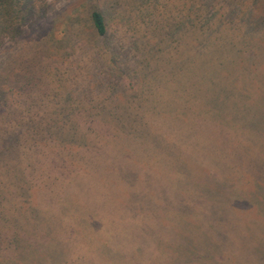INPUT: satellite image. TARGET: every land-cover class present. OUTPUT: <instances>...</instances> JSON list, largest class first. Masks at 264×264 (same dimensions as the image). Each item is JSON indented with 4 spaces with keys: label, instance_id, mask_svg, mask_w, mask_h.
<instances>
[{
    "label": "trees",
    "instance_id": "1",
    "mask_svg": "<svg viewBox=\"0 0 264 264\" xmlns=\"http://www.w3.org/2000/svg\"><path fill=\"white\" fill-rule=\"evenodd\" d=\"M124 2L126 4H120L118 0H82L75 7L63 8L56 18H50L52 13L50 14L51 6L48 0H0V49L3 44L23 40L27 28L43 24L37 41L42 44L41 48L46 46L51 50V56L43 59L46 62L37 71L25 72L24 68H11L6 73L7 81L2 76L5 70L0 72V127L3 124H11V129L3 126L0 132H5L8 137L12 130H26L24 138L28 144L25 145L31 144L35 150L38 147L40 149L38 154L34 153L40 170L39 176H48L42 181L46 183L37 188L31 197L29 195L23 198V209L17 211L20 223L8 222L9 219L5 224L0 223V264H104L94 251L88 252L87 260L80 256L78 245L82 240L79 237L85 222L95 230L96 236H99L98 245L119 251L113 248L109 233L99 229L98 216H91L85 221L84 214L79 211L81 206L86 207L80 200L85 184L77 177L90 176L91 189L94 184L103 180L98 176H137L132 167L134 160L127 149V143L138 147L148 146L149 141L152 144V138L148 135L161 131L154 129L156 126L162 128L165 122L167 124L169 120L177 118H181L178 124L182 123L183 114L167 115L163 120L162 117L157 118L149 113L151 106L147 109L149 104L145 101L142 84L145 85L166 61L163 48L161 51L159 46L162 47L173 39L178 48L181 47L180 42H190L187 47L189 53L184 59L194 60L193 56H189L194 55L193 49L197 54L204 56L208 51L206 49L210 48L206 47V42L215 45L224 41L221 48L216 45V50L210 49L212 54L217 55V60H221L218 66H225L230 52L234 55L244 56L248 53L253 56L259 45L264 46V38L257 40L256 37L264 35V18L256 15L257 7L247 9L245 0ZM254 2L256 6L259 0ZM106 3L117 15L123 7H127L132 10L139 9L146 18L154 16V20H149L151 31L149 28L145 31L137 30L135 26H131L135 25V21L128 28L121 27L122 24L118 26V22L111 29L109 23L112 16L107 17ZM171 11L176 15L175 24L168 22V14H171ZM78 33L85 35L87 45L82 36L81 40L78 39ZM233 37L244 39L236 46L226 44L233 43ZM246 37L252 41L256 39L250 43ZM65 45H68L72 52L66 53ZM211 55L208 54L207 57L211 58ZM27 62L28 60L24 62V66ZM63 62L67 64L65 80L47 85L46 71L57 75ZM177 64L176 62L175 68L180 65ZM175 68H171V76L176 72H173ZM23 80L25 82H22ZM130 95L139 98L138 106ZM27 100L31 101L27 103ZM219 102L217 101V104L223 106ZM134 105L144 106V110H136L139 112L136 115ZM208 108L205 107V111L211 118L215 113L212 112L213 109L209 111ZM198 115L207 119L204 111L198 112ZM257 122L259 127L264 126V120ZM207 124L208 122L205 123ZM169 127L174 129L171 125ZM138 128L147 130V133L144 132L143 136L138 137ZM178 129L181 131L184 127ZM180 138L187 139L181 136ZM14 144L17 148L21 145L17 141ZM118 165L126 168L130 174L127 171L121 172ZM263 167L264 165L257 168L258 171L254 169L251 172L247 170L248 167L245 169L239 163L237 170H241V174L237 172L236 176H256L253 184L264 185ZM55 176H65L64 179L67 176L76 177L74 181H60ZM58 183L71 186L75 191L60 189L55 192L52 187ZM108 184L117 187L119 192L115 196L117 201H121L123 192L120 180H111ZM204 192L206 196L188 201L186 207L204 214L212 207L216 210V216L218 207L213 205V202L208 203L210 190ZM55 197H62L68 208H50L48 204ZM249 197L257 199V206L248 207L253 216L261 219L259 229L263 232L264 211L261 204H264V194L262 198ZM120 206L125 208L122 202ZM58 211L64 214L61 218L57 214ZM245 215L247 216V213L238 210L235 222L237 219L247 222ZM53 219L57 222L56 228L51 224ZM212 225L217 227V234L229 230L227 227L218 228L215 223ZM247 236L249 243L243 250L253 256L254 260L250 264H264V236H259L253 241H250L249 234ZM215 244L210 252L213 254L212 258L219 260L225 256L217 252L218 248L224 250L218 246V241ZM128 253L129 257L126 259H136V249ZM212 263L218 264L216 261Z\"/></svg>",
    "mask_w": 264,
    "mask_h": 264
},
{
    "label": "rangeland",
    "instance_id": "2",
    "mask_svg": "<svg viewBox=\"0 0 264 264\" xmlns=\"http://www.w3.org/2000/svg\"><path fill=\"white\" fill-rule=\"evenodd\" d=\"M81 1L48 0L51 6L50 14L52 13L50 18H56L63 8L75 7ZM118 1L120 4L122 2L126 4L124 0ZM244 3L249 10L257 7L256 15L264 18V0L256 2V6L254 0H245ZM106 6L107 17L112 16L109 23L111 29L118 22V26L122 24L121 27L128 28L135 21V25L131 26H135L137 30L145 31L149 28L151 31L149 20L150 18L154 20V16L146 18L139 9L132 10L127 7L119 10L120 13L117 15L108 3ZM170 13L172 15L168 14V22L175 24L176 15L174 11ZM112 24L114 25L111 26ZM42 26L43 24L41 26L36 24L27 28L23 40L3 44L0 49V72L5 70L2 74L5 81L8 79L6 73L9 69L24 68L25 72L37 71L44 66L46 61L43 59L51 56V50L46 46L41 48L42 44L37 41ZM76 36L79 40L82 36L87 45L84 34L78 33ZM256 37L260 40L264 35ZM246 38L250 43L256 39L252 41ZM231 39L233 43L226 44L236 46L244 38ZM184 43V41L183 44L180 42L181 47L178 48L173 39L162 47L159 46L161 51L163 48L166 61L161 65V69L152 74L145 85L142 84L145 101L149 104L147 109L151 106L149 113L156 115L157 118L162 117L163 120L167 115L183 114L182 123L178 124L181 118H177V120H169L167 124L165 122L162 128L156 126L154 129L161 131L151 132L148 135L152 138V144L149 141L148 146L138 147L127 143V149L134 160L132 167L136 170L137 176H108V173H102L107 176H98L103 180L94 184L91 189H89L90 176L77 177L85 184L80 200L86 204V207L81 206L79 211L84 214L85 221L91 216H98L99 229L109 233L113 248L119 249L117 251L98 245L99 236H96L95 230L85 222L82 235L79 237L82 241L78 245L80 256L85 260L89 251L96 252L101 258L99 260L104 264H183L184 261L187 262L186 264H213L212 261L218 264H250L254 260L248 251L243 250L249 243L247 234L250 241H253L259 236H264V231L259 229L261 219L253 216L248 207L257 206V199L249 196L262 198L264 185L253 184L256 176L236 175L241 174V170H237L239 163L245 169L248 167L247 170L251 172L264 165V126L259 127L257 122L264 120V46L259 45L253 56L248 53L244 56L234 55L230 52L227 55V63L222 58L225 66H218L221 60H217V55L212 54L210 49L221 48L222 43L211 45L206 42V47L210 48L206 49L207 52L204 51V56L197 54L193 49L195 56L192 54L189 56H193L194 60L184 59L189 53L187 47L190 42ZM65 48L66 53L72 52L70 48L68 49V45H65ZM208 54H212V61L207 57ZM27 60V65L24 66ZM176 62L177 65L180 64L177 68H175ZM66 66L67 64L63 62L58 76L46 71L47 85L65 80ZM172 67L175 68L173 72H176L171 76ZM28 100L27 103L31 101ZM132 100L137 106L139 105V98L132 97ZM217 101L223 106H219ZM204 105L206 108L209 107V111L213 109L215 115L211 117L212 120L209 113H206ZM143 107L134 105V114L138 115L142 112ZM203 111L207 119L198 115V112ZM170 125L174 127L173 130ZM3 126L11 129V124H3ZM178 127L184 129L180 131ZM137 131L138 137L143 136L144 132L147 133L143 128H138ZM26 133V130H12L7 137L5 132H0L2 136L0 223L5 224L7 219L11 223H20L17 211L23 209V198L29 195L31 197L37 188L46 183L42 181L48 177L39 176L40 170L34 153L38 154L40 149L38 147L35 150L31 144L25 145L28 144L24 138ZM180 136L187 139H182ZM15 141L21 144L18 148L14 144ZM118 167L121 172L127 171L124 167L119 165ZM55 177L60 181L66 179L74 181L76 176H67L66 179L65 176ZM111 180L121 182L123 192L121 201H117L115 196L119 192L117 187L108 184ZM58 184L52 187L55 192L60 189L75 191L71 186ZM204 190H210L208 203L213 202V205L218 207L217 217L214 212L216 210L211 206L206 214L186 207L188 201L206 196ZM121 202L125 208L120 206ZM48 206L61 210L68 208L62 197L51 199ZM261 207L264 211V204H261ZM254 208L252 210L255 212ZM238 210L247 213L248 217L245 215L247 222L239 219L235 222ZM57 214L60 218L64 215L61 211ZM51 221L52 226L56 228V220ZM212 223L218 228L227 227L229 230L217 234L215 232L217 227ZM217 241L218 246L224 250L217 247V252L225 256L219 260L212 258L213 254L210 252ZM135 249L136 259H126L129 257L128 252Z\"/></svg>",
    "mask_w": 264,
    "mask_h": 264
}]
</instances>
